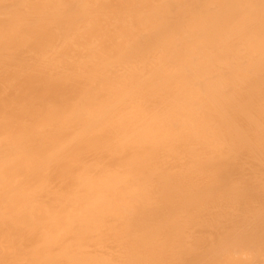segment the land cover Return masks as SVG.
Listing matches in <instances>:
<instances>
[{"label":"bare ground","instance_id":"bare-ground-1","mask_svg":"<svg viewBox=\"0 0 264 264\" xmlns=\"http://www.w3.org/2000/svg\"><path fill=\"white\" fill-rule=\"evenodd\" d=\"M0 264H264V0H0Z\"/></svg>","mask_w":264,"mask_h":264}]
</instances>
